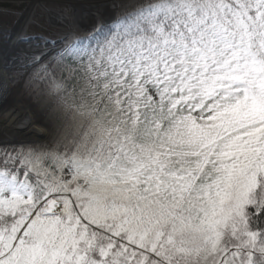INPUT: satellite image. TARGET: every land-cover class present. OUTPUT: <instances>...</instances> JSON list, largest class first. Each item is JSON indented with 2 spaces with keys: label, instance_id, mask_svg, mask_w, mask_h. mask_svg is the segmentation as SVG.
<instances>
[{
  "label": "snow or ice",
  "instance_id": "1",
  "mask_svg": "<svg viewBox=\"0 0 264 264\" xmlns=\"http://www.w3.org/2000/svg\"><path fill=\"white\" fill-rule=\"evenodd\" d=\"M56 2L0 0V264H264V0Z\"/></svg>",
  "mask_w": 264,
  "mask_h": 264
},
{
  "label": "bare ground",
  "instance_id": "2",
  "mask_svg": "<svg viewBox=\"0 0 264 264\" xmlns=\"http://www.w3.org/2000/svg\"><path fill=\"white\" fill-rule=\"evenodd\" d=\"M34 6L29 5V12ZM24 90L11 74L0 80V138L6 137L5 141L27 140L46 134L45 126L37 123V115L24 102Z\"/></svg>",
  "mask_w": 264,
  "mask_h": 264
},
{
  "label": "rangeland",
  "instance_id": "3",
  "mask_svg": "<svg viewBox=\"0 0 264 264\" xmlns=\"http://www.w3.org/2000/svg\"><path fill=\"white\" fill-rule=\"evenodd\" d=\"M48 7L52 10H56V9H58L59 5L56 2V0H48ZM30 97L31 96L26 92V90H24V102H27L31 107L32 105L29 103V100H28ZM31 109L33 110L32 107H31ZM34 112L37 115V121H38L37 123L44 125L45 129L47 130V120L45 118L43 119L42 115L38 116V113L36 111H34ZM39 112H42V111L39 109ZM5 140H6V137L0 138V141H5Z\"/></svg>",
  "mask_w": 264,
  "mask_h": 264
},
{
  "label": "trees",
  "instance_id": "4",
  "mask_svg": "<svg viewBox=\"0 0 264 264\" xmlns=\"http://www.w3.org/2000/svg\"><path fill=\"white\" fill-rule=\"evenodd\" d=\"M29 103L32 105L31 107L33 108L34 111H36L39 115L43 116V119L45 118L44 114L42 112H39V107L37 106L36 102L34 101V99L32 97H30L29 99ZM46 119V118H45Z\"/></svg>",
  "mask_w": 264,
  "mask_h": 264
}]
</instances>
